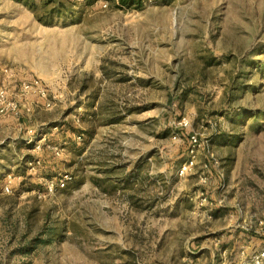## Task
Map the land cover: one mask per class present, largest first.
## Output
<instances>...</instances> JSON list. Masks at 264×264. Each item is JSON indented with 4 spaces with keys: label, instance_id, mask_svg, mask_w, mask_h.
Instances as JSON below:
<instances>
[{
    "label": "rangeland",
    "instance_id": "374dc122",
    "mask_svg": "<svg viewBox=\"0 0 264 264\" xmlns=\"http://www.w3.org/2000/svg\"><path fill=\"white\" fill-rule=\"evenodd\" d=\"M74 1L0 0V264H252L264 0Z\"/></svg>",
    "mask_w": 264,
    "mask_h": 264
},
{
    "label": "trees",
    "instance_id": "16d2710c",
    "mask_svg": "<svg viewBox=\"0 0 264 264\" xmlns=\"http://www.w3.org/2000/svg\"><path fill=\"white\" fill-rule=\"evenodd\" d=\"M37 6L31 7L36 20L44 25H51L55 20L71 14L74 7V0H35ZM39 11V12H38ZM112 124V123H110ZM57 128V127H55ZM72 134L78 131L71 132ZM190 145V143H189ZM191 146V145H190ZM34 164V161H28L27 164Z\"/></svg>",
    "mask_w": 264,
    "mask_h": 264
},
{
    "label": "built area",
    "instance_id": "2783aa9c",
    "mask_svg": "<svg viewBox=\"0 0 264 264\" xmlns=\"http://www.w3.org/2000/svg\"><path fill=\"white\" fill-rule=\"evenodd\" d=\"M21 95H28L30 93H36L39 97L41 98H45V90L40 86L38 81H33L32 83L28 84V85H22L21 89H20ZM3 100V93L0 91V101ZM79 142H81V137L78 136L76 138L75 143L78 144ZM189 143L191 145L192 148H194L197 144V141L195 140V138L191 137L189 140ZM38 149V148H37ZM52 152L55 154V156L59 157L62 155L63 150L60 149V147H54L51 149ZM193 156H191L189 158V160L185 161L181 168L180 171L181 172H185L187 169H191L193 167ZM33 165L32 163L29 164V166ZM65 179H67V177H65ZM7 192V188L4 189ZM49 191L51 192V190L49 189ZM264 261V251L260 252L257 256L254 257L252 264H260V262Z\"/></svg>",
    "mask_w": 264,
    "mask_h": 264
},
{
    "label": "crops",
    "instance_id": "0c3cea01",
    "mask_svg": "<svg viewBox=\"0 0 264 264\" xmlns=\"http://www.w3.org/2000/svg\"><path fill=\"white\" fill-rule=\"evenodd\" d=\"M96 118L94 120H97ZM119 121H121V120H119ZM83 122L89 123L90 121L86 120V121H83ZM111 123L112 124L109 123L107 126H114V125L118 124L117 121H114V120ZM78 132L80 133L79 136L82 138V142H83L84 145H83V147H80L79 149H78V147L73 148V146H71V149H70L71 151H75L74 154H75V156L77 158H79L81 156H84L86 154V152L88 150V146L87 145H89L90 140L95 136V132L94 131H89L88 129H81ZM71 134L72 133H70V135ZM75 135L76 134H72L71 136L74 137ZM76 146H78V145H76ZM75 156L72 158V161H69L70 163H67V167L68 168H71V167L74 166V164L76 162L75 160L77 159ZM84 160L88 161V157H85ZM74 180L76 181V179H74Z\"/></svg>",
    "mask_w": 264,
    "mask_h": 264
}]
</instances>
